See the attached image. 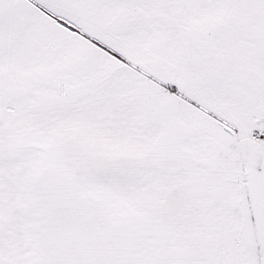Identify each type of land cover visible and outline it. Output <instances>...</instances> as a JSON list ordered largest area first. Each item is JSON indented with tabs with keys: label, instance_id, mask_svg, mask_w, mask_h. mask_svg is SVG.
I'll return each instance as SVG.
<instances>
[{
	"label": "snow or ice",
	"instance_id": "snow-or-ice-1",
	"mask_svg": "<svg viewBox=\"0 0 264 264\" xmlns=\"http://www.w3.org/2000/svg\"><path fill=\"white\" fill-rule=\"evenodd\" d=\"M0 264H264V0H0Z\"/></svg>",
	"mask_w": 264,
	"mask_h": 264
}]
</instances>
